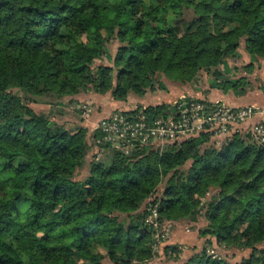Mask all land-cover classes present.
Segmentation results:
<instances>
[{"label":"trees","instance_id":"obj_1","mask_svg":"<svg viewBox=\"0 0 264 264\" xmlns=\"http://www.w3.org/2000/svg\"><path fill=\"white\" fill-rule=\"evenodd\" d=\"M243 41L250 73L264 59V0H0V264H150L163 222L201 216L202 237L251 251L235 264H264V140L255 131L219 145L203 132L126 150L96 142L100 119L90 128L85 116L94 104L74 97L142 100L201 72L212 89L242 96L247 76L221 66ZM48 98L81 110L82 125L33 107ZM173 102L124 113L166 118ZM155 207L158 227L147 221ZM183 264L234 263L206 246Z\"/></svg>","mask_w":264,"mask_h":264},{"label":"rangeland","instance_id":"obj_2","mask_svg":"<svg viewBox=\"0 0 264 264\" xmlns=\"http://www.w3.org/2000/svg\"><path fill=\"white\" fill-rule=\"evenodd\" d=\"M187 18L190 20L193 15L191 13L187 14ZM245 41L241 44L239 48L240 56L236 59V61H232L231 59L225 61V63L221 66L223 71L229 76L232 77H240L241 75L247 76L246 78V89L247 92L242 95L244 96L245 100H250L242 105H235L232 103H228L231 106L235 107H242V106H254L258 108V113L254 115L261 118V120L256 123L255 125L245 126L244 125L250 120L240 124L239 126L232 129L231 132L237 131H245L251 129L255 131L256 127L262 123H264V113L262 114L261 111L264 110V59H259L258 61L254 62L253 71L248 73V68H245V65L251 62V57L249 53L245 50ZM108 47V57L104 59V63L106 65L113 63V57L116 53L118 42L113 41L111 44L107 45ZM247 70V72H245ZM213 78L212 76L208 75L206 72H201L197 79L189 84L192 91H201L204 96L208 97V91H211L210 83H212ZM207 87L208 89H204ZM211 88V89H210ZM209 91V92H210ZM193 96V95H191ZM195 97V96H193ZM240 97V96H238ZM97 99H90L83 98L79 99L78 101H90L94 105L92 107L89 106V109L92 113L89 116L85 115L87 119L90 121H94V115L96 112L101 111L104 116L109 115L111 112L115 110H130L135 109L139 106V104L135 101L134 98H129L125 102H116L111 96V93H107L103 95L101 98L97 97ZM196 98V97H195ZM200 99V98H199ZM206 100V99H200ZM63 101H67V99H63ZM86 101V102H87ZM52 104H51V103ZM59 101L55 98H48L47 102H41L34 104L33 107L38 112H46L47 114H53V118L58 121L60 124H64L67 127L74 126L76 124L82 125L84 122L82 117V112L76 111L72 109L70 106L67 105L59 106L57 105ZM81 104V103H79ZM251 118V119H252ZM98 121V120H97ZM243 126V127H242ZM229 134V135H231ZM224 140V136L222 137H214L211 138L212 142H215L217 145ZM146 148L150 149H159L154 148L151 146H146ZM163 149V148H162ZM92 159V152H90L89 156L87 157L86 165L78 171L77 179L82 180L84 179L88 172H89V162ZM190 164L188 163L184 169L188 168ZM163 187V186H162ZM161 189L154 195L159 196L162 193ZM158 222V221H157ZM159 224V222H158ZM207 225L206 219L201 216L197 220L192 218L180 219L178 221H167L163 222L162 229L158 230L157 238V248L158 251L155 253L153 260L150 264H183L186 260L193 257L195 254L199 253L204 247L207 246L208 252L215 253L221 255L228 259L232 263H239L244 257L249 256L250 250H239L236 248L226 249L216 243V239L214 237H202L200 235V230L205 228ZM264 246V243H263ZM171 247H177L178 252H175ZM174 252H173V251ZM107 264H112L107 260Z\"/></svg>","mask_w":264,"mask_h":264},{"label":"built area","instance_id":"obj_3","mask_svg":"<svg viewBox=\"0 0 264 264\" xmlns=\"http://www.w3.org/2000/svg\"><path fill=\"white\" fill-rule=\"evenodd\" d=\"M173 105L175 113L166 118L150 119L143 113L135 115L124 113L122 109L116 110L95 125V130L102 128L105 132L96 142L113 140L116 147L126 150L138 146L162 149L168 144L197 137L203 132L212 133L213 138L228 136L232 129L258 113V108L254 106L235 107L221 100H200L190 94H182ZM255 133L264 140V123L256 127ZM96 154L99 158L100 151ZM156 207L147 221L158 227Z\"/></svg>","mask_w":264,"mask_h":264},{"label":"crops","instance_id":"obj_4","mask_svg":"<svg viewBox=\"0 0 264 264\" xmlns=\"http://www.w3.org/2000/svg\"><path fill=\"white\" fill-rule=\"evenodd\" d=\"M168 87L166 90H156L154 92H150L147 93V96L145 98H143L142 100L139 99H135V101L140 105H157V104H161V103H171L173 101H175L177 98H179L182 94H190L195 96L196 98H200V99H207L210 101H217V100H221L224 101L226 103H232L235 105H242L250 100H245L244 96H236L232 91H229L227 93L223 92L220 89H211V91H208V97L204 96V94L201 93V91H192L189 85H183L180 83H168L167 84ZM204 89H208L207 87H205ZM98 95V96H97ZM94 93V91L89 90L87 92H83L79 95H76L74 97L76 98H91V99H97V97H102V95H99ZM101 115H103V113L101 111L96 112V115H94V121H90L87 126L92 128L93 125L95 124V122H97L98 119L101 118ZM261 120V118H259L258 116L250 119L245 125V126H251V125H255L256 123H258ZM243 127V126H242ZM226 136H224L225 138Z\"/></svg>","mask_w":264,"mask_h":264}]
</instances>
